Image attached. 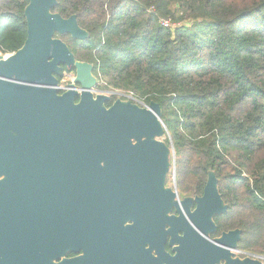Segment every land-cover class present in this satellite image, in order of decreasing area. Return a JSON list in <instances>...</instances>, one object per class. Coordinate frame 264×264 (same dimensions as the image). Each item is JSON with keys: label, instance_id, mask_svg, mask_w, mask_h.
<instances>
[{"label": "water", "instance_id": "obj_1", "mask_svg": "<svg viewBox=\"0 0 264 264\" xmlns=\"http://www.w3.org/2000/svg\"><path fill=\"white\" fill-rule=\"evenodd\" d=\"M28 1L24 46L0 56V264H55L65 256L57 203L68 191L77 205L97 209V223L106 192L117 194L119 207L133 209L143 195L153 207L164 204L179 243L172 264H264L236 254L239 229L209 240L215 217L228 211L214 172L201 197L181 200L176 185L166 187L175 150L163 140L160 106L117 99L107 107L110 92H95L93 65L77 61L58 37L89 38L77 17L53 13L57 0ZM63 67L75 78L60 92ZM174 208L178 216L170 217Z\"/></svg>", "mask_w": 264, "mask_h": 264}, {"label": "trees", "instance_id": "obj_2", "mask_svg": "<svg viewBox=\"0 0 264 264\" xmlns=\"http://www.w3.org/2000/svg\"><path fill=\"white\" fill-rule=\"evenodd\" d=\"M57 1L52 12L89 34L58 37L99 91L160 106L180 197L203 196L214 172L228 206L217 234L239 229L240 251L264 257V0ZM28 5L0 0V54L24 46Z\"/></svg>", "mask_w": 264, "mask_h": 264}, {"label": "flooded vegetation", "instance_id": "obj_3", "mask_svg": "<svg viewBox=\"0 0 264 264\" xmlns=\"http://www.w3.org/2000/svg\"><path fill=\"white\" fill-rule=\"evenodd\" d=\"M116 195L104 194L97 223L92 217L97 209L77 205L70 191L63 194L57 203V216L61 221L58 242L69 247L55 264H62L63 260L70 261L69 264H172L179 243L178 240L173 242L171 227L165 223L164 204L159 209L153 207L152 199L143 195L133 209L119 207L117 203H123L115 199ZM172 215L178 216L175 208L170 212V217ZM87 219L86 224L77 225V221ZM217 232L211 234V242L221 236Z\"/></svg>", "mask_w": 264, "mask_h": 264}, {"label": "built area", "instance_id": "obj_4", "mask_svg": "<svg viewBox=\"0 0 264 264\" xmlns=\"http://www.w3.org/2000/svg\"><path fill=\"white\" fill-rule=\"evenodd\" d=\"M161 24L165 27H169L171 24H170V21L169 20H161ZM0 56H4L6 57L7 55H2L0 54ZM66 78H71V82H69V80H66ZM75 78V74L74 73H69V72H66L64 74V78L63 80L59 83V91L60 92H65L69 89V84L70 83H73V80ZM98 79V78H97ZM99 80V79H98ZM106 93V92H105ZM110 96L111 97H114L116 100L117 99H121V100H128V101H131L133 103H136L138 105H140L139 101L137 98L134 97L133 94L131 93H125V92H121V91H113L110 93ZM236 254L240 257H247V256H254V255H250V254H247V253H244L242 251H236ZM257 257V256H256Z\"/></svg>", "mask_w": 264, "mask_h": 264}, {"label": "rangeland", "instance_id": "obj_5", "mask_svg": "<svg viewBox=\"0 0 264 264\" xmlns=\"http://www.w3.org/2000/svg\"><path fill=\"white\" fill-rule=\"evenodd\" d=\"M66 80H69V82H71V78H66ZM71 84V83H70ZM102 83H101V80H98V85H97V93H105V92H101V91H98L99 89V86L101 85ZM107 92H113V91H106V93ZM139 101V100H138ZM139 103H140V106L141 107H147V106H145L144 104H143V102H140L139 101ZM167 138H169V134L168 135H166L165 137H164V141H166V139ZM175 159V156L172 158V162H173V160ZM175 164H173V166H172V168H171V171H170V173H169V175H168V180H167V184L169 185V187H174L175 185H176V182H175V177H176V170H175V166H174Z\"/></svg>", "mask_w": 264, "mask_h": 264}]
</instances>
